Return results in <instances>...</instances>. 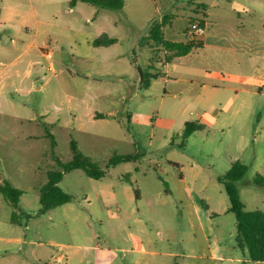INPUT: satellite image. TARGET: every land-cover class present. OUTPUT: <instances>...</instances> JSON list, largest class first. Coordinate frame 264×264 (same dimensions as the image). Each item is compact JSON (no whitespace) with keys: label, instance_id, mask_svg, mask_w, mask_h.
Returning a JSON list of instances; mask_svg holds the SVG:
<instances>
[{"label":"rangeland","instance_id":"rangeland-1","mask_svg":"<svg viewBox=\"0 0 264 264\" xmlns=\"http://www.w3.org/2000/svg\"><path fill=\"white\" fill-rule=\"evenodd\" d=\"M56 1L54 6L40 8L42 19L48 17L50 23L42 26L38 43L41 47L48 43V49L42 51L51 56L42 57V64L37 65L43 79L29 81L43 88L27 86L32 89L30 94L10 95L25 106L19 114L24 119L12 117L8 106L0 108V185L8 183L24 193L20 208L25 214L17 225H11L14 209L0 194V219L8 229L24 233L28 242L23 255L13 258L8 254L4 264L16 260L48 264L52 253L65 252L62 245L70 243L71 230L79 236L94 233L104 240L125 234L124 224H132V234L139 233L133 219L142 218L154 238L161 235L159 221L165 224L163 232H168L164 220L179 216L182 206L178 199H167L164 182L174 187L170 171L174 170L178 184L182 174L177 167H170L167 159L177 160L188 179H195L192 198L182 197V213L189 218L187 206L197 207L207 237L196 224L200 244L196 257H206L204 252L215 257V261L196 262L256 264L236 246V218L230 212L222 180L232 163L245 164L248 173L237 183L241 201L247 211L264 212V187L254 183L257 176L264 178V97L251 102L260 111L241 109V94L230 91V83L221 76L240 75L241 71L231 68V53L215 49V32L210 28L207 45L183 58L163 50L154 52L145 44L151 25L164 21V35L182 43L201 41L185 37L192 22L199 20L239 28L240 15L232 9L234 0H125L121 11L80 3L73 12L66 0ZM76 29L89 39L106 34L118 42L109 48L85 46V35L77 36ZM27 34L15 32L12 38L20 40ZM49 34L50 42L46 39ZM78 51L88 57L80 58ZM172 57L170 62L195 69L193 84L181 81L178 72L163 75V64ZM139 70L145 75L143 82ZM240 83L238 79V86ZM194 95L196 105L180 106V99ZM94 109H115L118 114L95 119ZM41 112L46 113L48 122L41 118L30 121ZM187 123H197L203 129L184 140ZM73 143L83 157L106 170L107 176L94 180L82 170L65 173L59 186L72 196V202L42 215L38 188L47 182L49 171L60 169L58 161L67 164L73 160ZM119 156L137 159L110 166ZM135 191L142 196L141 202L135 201ZM163 201L167 203L163 205ZM112 260L119 261V256Z\"/></svg>","mask_w":264,"mask_h":264},{"label":"crops","instance_id":"crops-1","mask_svg":"<svg viewBox=\"0 0 264 264\" xmlns=\"http://www.w3.org/2000/svg\"><path fill=\"white\" fill-rule=\"evenodd\" d=\"M55 1L52 4L51 0H0V97H4L0 99V108L4 106L10 107L11 111H13L11 116L14 118L24 119L19 114L22 113V110L24 111L25 106H21L14 97L10 98V95L25 93V91L30 94L32 89H26L27 86L38 90L43 88V86H36L33 81L29 83V81L43 79L37 69V65L42 64V57L49 58L51 56V53L42 51L48 49V43L44 47H41L38 43L42 26H47L50 23L48 17H43L42 19L40 8L42 6H54L57 2ZM69 1L66 0L68 5ZM78 4L75 7L69 5V11L73 12L74 9H77ZM232 9L234 13L240 15L238 16L240 18L239 28H228L219 25L217 22L214 24L208 23L205 19L206 32L201 38L203 48L207 45V40L211 38V30L214 31L215 34H212V36L216 39L215 49L220 52L231 53V68L235 70L239 68L241 71L240 75L235 73L227 76L221 75L222 80L230 83V91H233L236 95L241 94L242 110L258 112L260 111L259 107H254L251 102L254 99L264 97V0H242L240 2L234 0ZM205 16L207 18L208 14ZM209 28L211 29L210 34L208 33L207 35ZM222 30H225V33H221ZM24 31L28 33L25 35L26 37H21L20 40L12 38L13 33H24ZM74 31L79 37L85 35L82 40L85 46L97 48L93 45L95 39H89L88 35L80 29ZM43 33L47 34L46 31H43ZM31 35L32 38L28 39L27 37ZM165 38L169 41L181 42L175 39H168L166 35ZM46 39L50 42L51 35H47ZM193 52L195 50L190 54ZM78 53L80 58L88 57L87 54L83 55L80 51ZM163 67L164 76L172 72H178L181 74V81L190 84H193L196 79L195 69L191 66L185 67L183 63L166 62ZM238 79H241L239 86L237 84ZM118 80L124 82L122 78ZM141 82H143L142 79ZM178 97H181V95H178ZM233 102L228 103L227 107H231ZM186 103L196 105V95L184 100L180 99V106ZM94 111L97 114L96 116L93 114L95 119L100 116L104 117L106 114L109 116L118 114L115 109H94ZM40 118L44 122L49 121L44 112L36 115L30 121L36 122ZM167 162L170 167H177L182 174L178 184L174 170L170 171L169 174L174 187L168 181L164 182L166 186L168 185L166 190L167 199H171V201L178 199L182 206V209L177 213L179 216L164 220L167 225L166 230L169 233L163 232L165 229L163 225L165 224L159 221L157 224L161 225V229H158L161 235L154 238L150 234L148 223L142 218L133 219L139 233L132 234L130 232L132 224H124L125 234L109 236L104 240L100 239L99 235H94V233L90 236H79L76 230H71L73 238H71L70 243L62 245L65 252L62 255L52 253L50 256L51 261L48 264H59V259L61 260L60 264H199L196 260L215 261V257L207 252H204L206 257H196V246L200 245L197 244L199 233L197 232L196 224L202 229L203 237H207L203 230L201 216L197 207L194 204L187 206L189 208L188 214L191 216L189 218L184 217L182 213L185 211L182 197L192 198L195 179L194 177L188 179L185 168L180 167L177 160L171 161L167 159ZM160 169L162 170V168ZM192 170L193 168L191 172ZM162 172L167 173V170L163 169ZM137 193V195L135 193V201L141 202L142 196L138 191ZM100 198L104 203V196L102 195ZM130 199H132L131 195H129ZM166 203L167 201H163V205ZM207 210H210L209 206ZM120 220L124 221V219ZM10 223L11 225H17L13 224L11 219ZM0 226L3 227L0 230L4 229L3 233L5 234L3 236L0 235V264H4L8 259V254L12 255L13 258L14 256L23 255L28 242L24 233L8 229L7 223L2 222L1 219ZM96 239L97 242L94 243ZM191 245L194 247H191ZM114 255L119 256V261H110ZM217 259L224 261L223 257H218ZM15 264H24V260L20 263L16 260Z\"/></svg>","mask_w":264,"mask_h":264},{"label":"trees","instance_id":"trees-1","mask_svg":"<svg viewBox=\"0 0 264 264\" xmlns=\"http://www.w3.org/2000/svg\"><path fill=\"white\" fill-rule=\"evenodd\" d=\"M78 3H85L94 7L110 10L121 11L124 8L125 0H70L69 5L75 7ZM206 17V16H205ZM202 25H205V20H199ZM167 24L166 21L161 24L154 23L151 25L148 38L145 44L151 45L152 50H163L173 53L174 57H184L192 51L203 48L202 40L198 43H182L169 41L165 38L163 27ZM117 40L103 34L93 41V45L97 48L109 47L115 45ZM170 59H166L167 62ZM142 81L145 75L139 70ZM149 82L147 81V84ZM264 88V87H263ZM203 126L197 123H187L185 125L182 137L185 139L192 136L195 132L202 130ZM52 139V135L48 133ZM72 152L74 158L67 164H62L58 161L60 169L49 171L47 174V182L39 186L38 193L41 204L40 213L47 214L58 207L69 204L73 198L59 186L64 174L73 170H82L86 175L94 180H102L107 176L106 170L100 169L95 164L91 163L87 158L83 157L77 149L75 143L72 144ZM137 158L132 156H119L113 159L110 166L116 167L122 163H128ZM249 168L240 161L232 163L229 171L224 175L222 183L230 202V212L236 218V246L242 252H246L253 263H264V212L261 210L247 211L245 205L241 201L240 192L237 183L245 178ZM255 185L264 187V178L257 176L254 181ZM136 195L138 194L135 191ZM0 194L8 201L14 209L11 217L13 224H18L19 217L25 215L21 208L20 202L23 192L12 185L5 183L0 185ZM29 219V217H27Z\"/></svg>","mask_w":264,"mask_h":264},{"label":"built area","instance_id":"built-area-1","mask_svg":"<svg viewBox=\"0 0 264 264\" xmlns=\"http://www.w3.org/2000/svg\"><path fill=\"white\" fill-rule=\"evenodd\" d=\"M206 32L205 25L200 22H192L190 28L186 31L185 37L188 41H194L198 38H202ZM50 70L53 71V66H50Z\"/></svg>","mask_w":264,"mask_h":264}]
</instances>
